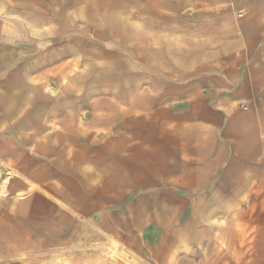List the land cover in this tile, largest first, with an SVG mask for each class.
I'll return each mask as SVG.
<instances>
[{"label": "rangeland", "instance_id": "1", "mask_svg": "<svg viewBox=\"0 0 264 264\" xmlns=\"http://www.w3.org/2000/svg\"><path fill=\"white\" fill-rule=\"evenodd\" d=\"M5 5L0 0V30L19 33L26 15L6 13ZM128 10L101 15L94 2L86 15L77 0L76 13L61 15L37 53H21L20 41L0 36V106L14 124L76 126L78 187L94 204L107 200L110 226L118 225L104 235L100 255L94 244L92 260L55 255L51 264H151L148 248L158 237L179 242L166 244L169 258L179 248L197 264H264V150L249 156L248 135L229 128L238 171L218 180L208 171L216 170L205 153L216 152V97L197 65L213 52L199 51L196 40L187 44L191 21ZM249 104L233 102L244 114ZM102 141L109 145L105 165Z\"/></svg>", "mask_w": 264, "mask_h": 264}, {"label": "crops", "instance_id": "2", "mask_svg": "<svg viewBox=\"0 0 264 264\" xmlns=\"http://www.w3.org/2000/svg\"><path fill=\"white\" fill-rule=\"evenodd\" d=\"M84 2L86 15L93 12L96 2L101 4V15H125L127 7L132 15H156L168 22H173L174 15H177L191 21L195 27L191 28L187 23V44L190 41L192 45L196 40L199 51L213 52L212 57L200 59L197 65L202 68L201 79L207 76L209 83L214 85L212 98L216 97V123H212L216 127V152L210 151L209 147L205 152L206 156H213L212 164L216 165V170L210 168L208 171L216 172V180L238 171L227 146L229 128L237 137L239 126V133L248 135L252 141L246 154L252 156L253 149L256 152L260 149L263 154L264 0ZM76 3L77 0H6V13L19 11L26 15L28 22L19 33L8 34L7 29L1 28L0 36H4V41H20L16 50L21 53L44 51V36L54 35L59 27L56 21L61 15L76 13ZM168 30L171 29H164L166 35L171 34L167 33ZM31 37L38 40L33 41ZM181 41L184 45L185 30ZM170 45L168 51L172 52V43ZM141 61L138 59L140 66ZM1 65L2 61L0 68ZM197 93L201 96L200 92ZM241 99L250 101L245 114L233 106L234 101ZM222 116L228 117L229 125L224 124L227 119ZM56 128L45 123L21 121L14 124L4 105L0 106V170L3 174L0 183V264H51L55 255L74 262L92 260L94 244L100 255L98 249L107 243L104 235L109 234L111 227L106 214L108 201L94 204L86 187H78L76 126L72 129L69 126ZM121 143L118 139V147ZM108 147V143L101 142V152L106 153H101V165L108 162ZM85 156L86 163L93 162L92 156ZM114 224L111 228L118 227ZM156 240V246L148 248L151 264H197L188 258L189 253L179 248H176L174 258L168 257L167 251L173 247L166 244L179 243L175 239L167 241L158 237Z\"/></svg>", "mask_w": 264, "mask_h": 264}]
</instances>
